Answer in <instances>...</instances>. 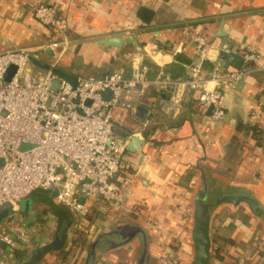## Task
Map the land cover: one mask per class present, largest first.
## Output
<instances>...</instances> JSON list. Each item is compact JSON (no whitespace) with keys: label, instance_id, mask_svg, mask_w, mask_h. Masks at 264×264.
Instances as JSON below:
<instances>
[{"label":"crops","instance_id":"0c3cea01","mask_svg":"<svg viewBox=\"0 0 264 264\" xmlns=\"http://www.w3.org/2000/svg\"><path fill=\"white\" fill-rule=\"evenodd\" d=\"M39 4L57 9V26L63 34L54 32L51 37L35 18L34 7ZM141 9L153 12L150 23L139 18ZM221 32L234 42V59L231 65L223 62L228 66L223 67L225 71L237 69L234 65L237 59L242 60V50L260 54V69L224 93L226 115L219 121L198 105L196 94L188 92L176 104L170 100V92L157 87L142 98L133 97V111L115 110L116 136L127 140L128 146L134 136L143 143L127 150L122 173L115 181L118 186H127L125 208L92 209L84 224L90 243L101 231L139 224L149 232V264H155L166 245L180 264H189L194 256V201L201 190L202 172L210 184V200L225 194L250 193L264 203V0H0V53L24 46L41 50L62 36L80 38L84 39L81 46H69V51L80 48L83 63L97 72L101 68L125 70L126 76H131L145 65L150 79L162 71L185 80L189 78V66L199 61L194 38L206 37L217 51L224 44ZM108 38L133 41H125L120 48L100 43ZM73 57L65 55L61 72L69 69ZM256 111L262 113L259 139L251 123ZM30 198L33 209L22 214H43L50 223L39 245L29 253L17 252L16 264H23L71 223L64 248L51 251L40 264H83L86 249L80 255L73 251L77 216L56 203L53 191H38ZM69 215L71 222L63 226L61 220ZM211 237V264H236L241 258L264 264V218L254 215L247 206L215 209ZM138 248L136 241L102 254L97 264H135Z\"/></svg>","mask_w":264,"mask_h":264},{"label":"built area","instance_id":"2783aa9c","mask_svg":"<svg viewBox=\"0 0 264 264\" xmlns=\"http://www.w3.org/2000/svg\"><path fill=\"white\" fill-rule=\"evenodd\" d=\"M34 16L47 29L64 33L58 29L55 7L39 4ZM193 41L199 61L189 66L185 80L162 71L150 79L144 65L129 78L121 73L80 77L76 87L55 67L43 77L26 72L30 56L25 50L0 53V214L10 210L0 225V264H16L17 252H31L44 236L50 219L21 212V202L35 192L56 188V203L77 216L80 230L94 207L125 208L127 186L115 181L122 173L129 142L114 133L115 110L133 111V97L142 98L157 87L170 92V100L177 104L191 92L198 105L212 108L214 121L225 117L224 93L260 69V54L242 50V68H216L206 74L203 60L211 58L216 49L204 36ZM10 65L16 66L17 72L7 83L4 78ZM54 83H58L57 89ZM106 91L112 93L111 99L103 97ZM261 119L260 111L252 113L253 126L260 125ZM23 144L31 147L22 150ZM160 262L180 264L167 252ZM236 264L252 263L241 258Z\"/></svg>","mask_w":264,"mask_h":264},{"label":"water","instance_id":"95a60500","mask_svg":"<svg viewBox=\"0 0 264 264\" xmlns=\"http://www.w3.org/2000/svg\"><path fill=\"white\" fill-rule=\"evenodd\" d=\"M219 37L224 40V44L216 51L215 56L213 53L211 58L203 60V69L206 74H211L216 68H225L228 67L223 62H227L230 65L233 62L232 50L234 47V42L227 40V37L221 32ZM125 41H133L132 38H108L100 41L101 44L113 47H122ZM55 44H47L41 50H31L28 52L30 56V62L41 69L49 71L52 67L59 69L58 60L61 55L65 52L66 47L63 46L60 49L53 47ZM45 53L47 56L51 57L53 60L51 62H46L39 59L38 55ZM209 65L210 69H207ZM225 65V66H224ZM223 68V69H224ZM209 70V71H208ZM17 72V67L10 65L7 74L5 75V82L9 83L14 75ZM58 72V71H57ZM61 72V71H59ZM65 77L69 78L74 87L77 86L78 78H101L105 74L96 71L91 75H82L76 74L72 70H64L61 72ZM112 73H121L126 76L125 70H112L107 74ZM129 78L130 76H126ZM53 88H58V83L53 84ZM105 99H111L112 93L106 91L103 94ZM212 108L209 109V115H211ZM143 143V141L137 140L134 136L131 139V142L128 146V149H132V146L135 144ZM140 153L138 148H135ZM53 197L57 195L58 190L54 188ZM211 188L208 180L206 179L205 174L202 172L201 175V190L197 193V196L194 201V211L192 216V225H191V241L194 248L193 259L189 264H211L212 260V237H211V223L213 212L220 206L230 205V206H247L250 211L256 215L264 218V203L261 202L256 196L250 193L245 194H225L215 201L210 200L211 197ZM21 209L23 213L29 212L33 209V200L31 198L25 199L21 202ZM10 213L9 209L4 210L0 214V225L8 218ZM72 224V223H71ZM69 224L66 227L61 228L58 236L52 242L41 246L32 256L25 261L23 264H40L42 260L51 252V251H60L64 248L68 241V232L70 230ZM138 243L139 248L135 258V264H148L149 255H150V238L149 232L146 228L142 227L139 224H125L116 226L108 231L99 232L94 238L88 250H86L85 258L83 264H97L102 254H108L110 252L122 249L124 247L130 246L134 242Z\"/></svg>","mask_w":264,"mask_h":264},{"label":"rangeland","instance_id":"374dc122","mask_svg":"<svg viewBox=\"0 0 264 264\" xmlns=\"http://www.w3.org/2000/svg\"><path fill=\"white\" fill-rule=\"evenodd\" d=\"M48 30L50 32L51 37H54V35H55L54 31L52 29H50V28H48ZM67 42H68L69 45L67 44ZM83 42H84V39L73 38V40H71L70 37H66L65 38L64 36H62V37L58 38L57 40H55V41L52 40V41H50L48 43V44H55L54 46L56 48H58V49H60L63 46L67 47V51L65 52V54L63 53L61 55L60 59L58 60V64H59L58 66H60V67H58L59 69L65 68V64H63V62H64L63 58H65V55L70 54V59H72V56H74V57H73V62L68 64V66H69L68 70H70V69L72 71H77L78 70V71L82 72V74H84L85 76L94 74L96 72V69L92 68L91 65H86V64L83 63L84 60H83L82 55L80 54L82 52V51L80 52V50H81L80 48H79V51H77V52L69 51V48H68L69 46H73L74 44H76L77 46L78 45L81 46V44ZM20 49L21 50H25L27 52L32 50V49H30L28 47H25V46L24 47H20ZM38 57H39V59L44 60L46 62H51L53 60L51 57L47 56L45 53H41L40 55H38ZM80 58H82V59H80ZM66 63H69V62H66ZM61 70H63V69H61ZM26 72H29L30 74H33V75H39V73H41L42 75H45L47 71L45 69H39L38 67L34 66L31 62H29L27 64V67H26ZM100 72H102L104 74H107V73L111 72V69L105 70V68H101ZM30 147H31L30 144H23L21 146V149L22 150H27ZM103 205L106 206V204H103ZM94 208H98V207H94ZM91 215L92 214L90 213V215L87 217V219H90ZM78 235L81 236V239L76 240ZM74 236H75V240L76 241L74 240L75 248H74L73 251H74V254L80 255V254L84 253V251H85L84 249L88 250L89 247H90V244H91L89 242V239H88V236H89L88 229H86L84 226H83V230H80V229H78V227H75ZM164 252L170 253V252H173V251L168 248V245H166V247L163 249L162 254ZM150 257L151 256L149 255L148 264L150 263ZM160 257H159V259H156L155 264H161ZM74 264H76V262H74Z\"/></svg>","mask_w":264,"mask_h":264},{"label":"trees","instance_id":"16d2710c","mask_svg":"<svg viewBox=\"0 0 264 264\" xmlns=\"http://www.w3.org/2000/svg\"><path fill=\"white\" fill-rule=\"evenodd\" d=\"M138 16H139V18L142 19L144 22H146V23H150V22L152 21V19H153L154 14H153L152 11H150V10H148V9H141V10L138 12ZM234 67H236L237 69L242 68V67H243V60H241V59H237V61L235 62ZM57 71L59 72L60 70L57 69ZM60 73H61V72H60ZM254 130H255V132H256L255 136L257 137V139H259V138L261 137V135H262V129H261L258 125H256L255 128H254ZM71 219H72V216H71V215H69V217H67L66 219L63 218V220H61V221H62V225H63V226H66V225L68 224V222H71ZM79 235H80V234H79ZM79 235L77 236V239H76V240L81 239V236H79ZM76 240H75V241H76Z\"/></svg>","mask_w":264,"mask_h":264}]
</instances>
